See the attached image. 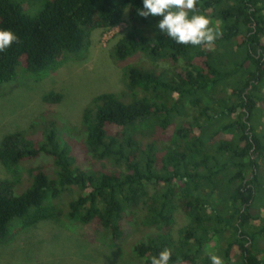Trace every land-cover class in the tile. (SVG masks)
I'll return each mask as SVG.
<instances>
[{
  "label": "trees",
  "instance_id": "trees-1",
  "mask_svg": "<svg viewBox=\"0 0 264 264\" xmlns=\"http://www.w3.org/2000/svg\"><path fill=\"white\" fill-rule=\"evenodd\" d=\"M142 7L0 0V28L20 37L0 53V91L84 58L92 34L116 28L127 11L130 24L111 51L123 90L94 97L83 112L85 167L71 132L50 115L2 139L0 248L47 221L89 227L114 248L141 225L158 230L133 246L144 264L166 248L170 264H211L212 254L226 264H264V214L254 213L264 204V0H199L222 35L198 47L167 37L156 27L161 17L137 15ZM192 108L196 115L182 120ZM178 211L191 225L177 241Z\"/></svg>",
  "mask_w": 264,
  "mask_h": 264
},
{
  "label": "rangeland",
  "instance_id": "rangeland-1",
  "mask_svg": "<svg viewBox=\"0 0 264 264\" xmlns=\"http://www.w3.org/2000/svg\"><path fill=\"white\" fill-rule=\"evenodd\" d=\"M209 17L217 28L219 23L215 17ZM129 30L127 11L116 28L97 30L92 34L90 49L84 58L65 64L45 81L25 79L4 85L0 91V144L6 135L23 131L39 118L50 115L71 132L79 163L85 167L83 154L78 149L82 145L83 112L94 97L123 90V74L112 60L111 51ZM161 66L169 69L165 64ZM50 93L61 95V102L46 104L44 97ZM205 104L210 106L212 103L205 98ZM187 111L188 115L182 120H190L196 115L195 108ZM46 163L31 167L40 164L44 167L49 162ZM6 177L0 164V179ZM77 194L78 191L73 192V198ZM260 206L255 208V214H264V204ZM189 225L191 218L178 211L172 231L174 239L178 241L181 231ZM157 234L156 228L129 227L126 239L114 248L107 241H100V236L89 227L78 224L62 226L47 221L21 233L12 245L0 248V264H144L133 253V246ZM259 247L264 249V239Z\"/></svg>",
  "mask_w": 264,
  "mask_h": 264
},
{
  "label": "clouds",
  "instance_id": "clouds-1",
  "mask_svg": "<svg viewBox=\"0 0 264 264\" xmlns=\"http://www.w3.org/2000/svg\"><path fill=\"white\" fill-rule=\"evenodd\" d=\"M199 0H142L137 15L161 17L156 27L177 44L198 47L213 44L222 33L210 17L197 7ZM20 37L11 29L0 28V53H5ZM171 249L162 250L151 258V264H170ZM211 264H226L222 256L210 255Z\"/></svg>",
  "mask_w": 264,
  "mask_h": 264
}]
</instances>
